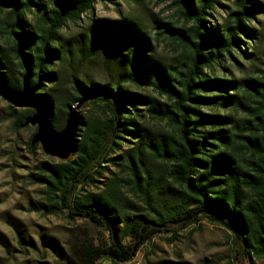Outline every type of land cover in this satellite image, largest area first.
Segmentation results:
<instances>
[{"label": "trees", "instance_id": "16d2710c", "mask_svg": "<svg viewBox=\"0 0 264 264\" xmlns=\"http://www.w3.org/2000/svg\"><path fill=\"white\" fill-rule=\"evenodd\" d=\"M163 1L173 20L155 18L154 39L119 9L118 18L91 17L85 31L63 34L98 2L118 0H0V71L9 85L21 90L28 71L58 132L71 106L99 109L82 116L72 158L38 161L26 177L42 194L30 211L66 213L109 232V242L69 252L42 235L65 264L128 263L158 234L174 242L202 219L228 230L241 261L264 257V27L249 25L264 3ZM219 7L226 17L212 24ZM154 40L167 41L172 55L159 56ZM234 56L249 62L247 75H217ZM34 114L8 103L0 123L18 132ZM39 145L31 136L28 152ZM107 164L126 176L103 183ZM16 235L24 250L36 245L19 227ZM0 244H7L1 231Z\"/></svg>", "mask_w": 264, "mask_h": 264}, {"label": "rangeland", "instance_id": "374dc122", "mask_svg": "<svg viewBox=\"0 0 264 264\" xmlns=\"http://www.w3.org/2000/svg\"><path fill=\"white\" fill-rule=\"evenodd\" d=\"M264 3V0H260ZM170 1L163 0H118L117 3L98 2L93 13L83 16L82 20L74 25L70 24L63 30V34L71 36L85 31L90 18L115 19L119 17L118 9L122 14L131 13L137 17L145 30L155 39L153 20H173L174 9ZM225 5L230 2L223 1ZM1 15V13H0ZM226 17V9L219 7L212 12V24H220ZM251 27H264V14H259L256 21L249 23ZM159 56L172 55V47L167 41L154 40ZM252 49L249 47L248 51ZM233 61L223 64L217 75L227 73L235 78L246 76L249 62L234 56ZM223 72V73H222ZM93 74L100 75L95 70ZM228 76V77H229ZM154 96L158 95L151 92ZM8 102L0 96V112H4ZM77 105V104H76ZM99 109L93 104L84 102L80 113L87 117ZM152 128H157L153 122H148ZM38 126L29 123L16 132L10 127V122L0 123V231L7 240L6 246L0 244V264H65L63 257L48 243H43L41 236L47 240H55L65 252H69L74 245L86 241L96 244L109 242V232L93 224L77 219L70 220L66 213L58 215H44L29 210V202L42 199L41 186L31 184L27 175L34 165L41 160H50L53 156L47 154L41 144L35 155L28 152L27 142L34 137ZM127 145V144H125ZM56 158V157H54ZM58 159V158H56ZM101 180L108 182L109 177H125L117 166L107 164ZM160 169V168H159ZM114 174V175H113ZM130 197L136 198L130 193ZM19 227L36 245H25L26 249L17 243L16 231ZM171 233H160L151 242L142 246L128 263L122 264H249L248 260L241 261L237 254L231 234L220 225H215L202 219L193 227L181 231L177 240L170 242ZM52 238V239H51ZM257 264H264V257L255 259ZM99 264H114L101 260Z\"/></svg>", "mask_w": 264, "mask_h": 264}, {"label": "water", "instance_id": "95a60500", "mask_svg": "<svg viewBox=\"0 0 264 264\" xmlns=\"http://www.w3.org/2000/svg\"><path fill=\"white\" fill-rule=\"evenodd\" d=\"M40 89V84L34 87L30 85L28 71L24 76L21 90L13 89L0 71V96L16 108L35 110V114L27 121L28 124L38 126L33 143H40L44 151L53 157L68 160L78 151L79 129L83 125L80 113L83 101L69 108L66 125L62 131L58 132L52 123L54 110L47 100L37 94Z\"/></svg>", "mask_w": 264, "mask_h": 264}, {"label": "built area", "instance_id": "2783aa9c", "mask_svg": "<svg viewBox=\"0 0 264 264\" xmlns=\"http://www.w3.org/2000/svg\"><path fill=\"white\" fill-rule=\"evenodd\" d=\"M110 263V262H109ZM136 264H139L138 262H136Z\"/></svg>", "mask_w": 264, "mask_h": 264}]
</instances>
